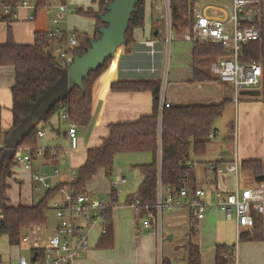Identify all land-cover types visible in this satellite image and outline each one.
I'll use <instances>...</instances> for the list:
<instances>
[{
  "label": "crops",
  "instance_id": "obj_1",
  "mask_svg": "<svg viewBox=\"0 0 264 264\" xmlns=\"http://www.w3.org/2000/svg\"><path fill=\"white\" fill-rule=\"evenodd\" d=\"M65 3L70 8V0H65ZM57 4L58 2L48 3L45 0V5L37 11L34 6L28 4L27 7H17L15 17L12 14L9 19L1 16L0 45L7 41L8 30L11 32L14 43L19 45L33 44L35 32H47L53 29L52 18L60 3ZM80 5L76 7H80ZM153 5L154 3L151 1L150 13L145 9L143 27L133 30V43L129 46H120L106 70L94 81L91 94V120L86 128L77 129V147L69 149V142L64 135L66 122L59 114L52 113L37 125L38 129L43 132L42 136L38 138V147L56 149L57 155L49 159L34 158L30 170L24 169L16 163L12 168V176L7 180L9 185L6 193L8 204L27 207L36 204L45 196L47 189L32 180V173L42 170L52 173L54 169H58L62 177L51 176L48 179L50 184L57 185L65 180V175L70 169L77 170L85 162L89 148L99 146L103 139L108 136V125L132 122L152 113L153 95L151 91L116 92L109 89L111 82L124 80L160 81V99L163 98V102L172 106H205L224 103L220 116L225 114V120L230 125L231 133L225 131V126L222 123H218L220 128H217L214 126L216 118L209 133V135L212 133L213 136L208 135V143L204 150L196 154L192 148L190 152V160L193 164L190 184L191 187L204 190L207 203L204 217L196 221L197 235L192 239L198 246L200 263L216 264V247L225 245L231 248L229 252L232 256L235 255L236 264H264V217H262L263 224L259 233L260 237L256 240L241 241L238 239L239 234L250 230L251 227L238 228L235 218H226L224 212L215 205L218 198L233 191L236 187L251 188L260 182L257 179L258 176L241 169L239 165L242 161L254 160L262 161L264 165V75L260 84L241 89L237 99H235L232 87L219 82L217 75L211 71L212 62L220 57V55H215L208 58L207 64L197 66L202 70L204 76H209L212 79L192 80L194 77L193 43L186 40L184 36L191 25V15L195 3L188 15L187 26L181 28L177 33L172 32L175 34L174 39L172 37L173 42L170 41L169 43L164 41L165 32L159 24V22L161 23L160 16L154 18L153 11H157L159 8L154 10ZM48 9L50 12H47ZM97 9L95 8L94 11ZM70 17L71 11L66 17L64 27L69 25ZM94 29L95 24L90 28L88 34L81 28L76 30L93 36ZM155 30H157V34H154ZM180 33L182 34L180 35ZM151 39L157 40L152 48L144 43ZM258 43L260 46L259 61H261L264 52L262 44ZM151 49L155 52L151 53ZM171 52L172 59L168 56V53ZM161 58L164 64L166 60V68L163 71ZM169 58L171 59L170 62ZM14 82L13 66L0 65V146L12 127L11 87ZM159 104L161 105V100H159ZM159 137L160 132L158 140ZM157 160L160 165L159 155ZM234 160L238 162L237 174L231 172L218 174L207 167L210 163L224 166ZM149 162L150 160L148 161L146 157L130 162L132 163L131 167L135 168L139 174L138 183L135 181L132 186L126 187L129 184L126 175L133 176L135 174L131 169H126L127 166L125 167L118 162L116 165H121L124 172L120 170L119 173L118 167H115L114 163L111 175L107 176L105 171L100 169L86 183L84 192L90 193L92 196L95 195V197L97 195L110 199L112 189L115 188L119 201L120 189L125 187L126 196L133 195L131 193L138 190L142 180L139 165ZM118 177H124L126 182L115 187L113 181H116ZM13 186L17 190L15 196L11 193ZM41 189L44 190V195L36 197L34 191ZM161 189L162 193L166 192L162 185ZM57 197L58 194H55L52 200L57 199ZM52 202H49V207L55 214ZM158 218L157 230L154 229L153 231L142 226V218L131 204L125 201L114 206L110 213V222L106 225V227L110 226L111 231L107 237L108 240L100 233L99 227L94 228L97 229V237L94 239L89 237V250L82 257L74 260L72 264H161L163 259L169 260L171 264H187L185 246L190 242L193 220L189 210L186 207L164 209ZM55 219L54 227L58 222L56 216ZM47 224L45 214L44 221L35 224L39 226L35 235L37 234L40 238L44 237ZM28 227L24 229L21 235L27 231ZM21 245H25L24 248L29 254L28 243L10 245V253L8 255L0 254V262L2 264H14L20 256H27L20 254Z\"/></svg>",
  "mask_w": 264,
  "mask_h": 264
},
{
  "label": "trees",
  "instance_id": "obj_2",
  "mask_svg": "<svg viewBox=\"0 0 264 264\" xmlns=\"http://www.w3.org/2000/svg\"><path fill=\"white\" fill-rule=\"evenodd\" d=\"M10 11L2 15V18L9 19L16 5L21 0H4ZM94 1V0H92ZM155 3V0H152ZM196 0H169L171 12L172 32L177 33L181 28L187 26L188 15L192 10ZM65 3V0H61ZM45 5V0H37L34 8L37 11ZM106 3L99 0L97 11L88 8L76 9L78 14L90 15L95 24L93 36H88L77 31L78 45L73 49L74 54L81 55L90 45V40L99 36L98 28L102 25L99 15L103 13ZM154 6V5H153ZM145 0H138L135 11L129 21L125 33V44L129 46L133 43V30L141 28L145 20ZM51 40L47 37V32H35L33 44L14 43L11 32L8 30L7 41L0 45V65H11L14 68L15 82L11 87L12 94V127L6 134L3 144L0 146V237L6 236L10 245H18L21 242L22 233L28 226L40 224L45 219V212L50 209L49 202L57 194L58 187L62 182L53 185L50 190H46L45 196L32 206L8 204L7 190L9 188L8 178L12 176V168L16 162L14 153H5L6 139L22 120L30 113L32 105L43 93L44 89L53 86L61 76L63 67L56 61L52 52L47 54ZM260 46L257 41L247 43L243 48L242 61H259ZM226 50L218 44L193 43L192 80H211L209 76H204L197 66L207 64L208 58L215 55H224ZM112 58L107 59L98 69L91 71L88 77L83 80V88L75 86L69 94L62 98L52 108L47 117L52 113L66 112L70 121L78 128H86L91 120V94L92 86L97 77L106 70ZM112 91H151L153 95L152 113L140 117L132 122H119L108 125L109 134L102 143L93 148H89L86 153L85 162L76 170V179L72 182V187L77 193H83L86 183L100 170L111 175L114 157L123 152H148L152 160L147 164L139 165L142 180L135 194L129 195L126 202L131 204L134 198H138L140 205L136 207L138 215L143 217V207L146 204L153 205L157 197V185L160 183L163 188H170L177 191L180 187L187 185L190 188V178L192 174V163L190 152L192 148L196 154L201 153L208 143V135L212 130V123L218 118L224 108V103L216 105H189V106H162L160 100V81L153 80H130L115 81L109 84ZM46 117V118H47ZM38 126L36 125L23 138L18 145L29 147L31 151L38 148ZM160 137L158 140V134ZM65 137L66 134L64 133ZM78 136V134H77ZM160 149V151H159ZM44 158L49 159L57 155L54 149L50 154V149L45 148ZM160 156V165L157 156ZM191 163V164H190ZM241 169L250 171L254 176L263 175V163L259 160L240 162ZM110 208L104 215L106 225L110 222V213L114 206L118 205L115 189H112L110 197ZM254 222L250 230L239 234V240L248 241L258 239L262 228L263 219L261 215L253 213ZM196 221L192 220L190 242L185 246L187 253V264H201L200 253L196 243L192 241L196 237ZM110 226H107V237L111 234ZM231 248L225 245L216 247V264H228L231 258H226ZM231 251V250H230ZM161 264H171L169 260L163 259Z\"/></svg>",
  "mask_w": 264,
  "mask_h": 264
},
{
  "label": "built area",
  "instance_id": "obj_3",
  "mask_svg": "<svg viewBox=\"0 0 264 264\" xmlns=\"http://www.w3.org/2000/svg\"><path fill=\"white\" fill-rule=\"evenodd\" d=\"M158 0H155L154 10L158 9ZM164 13L160 15L167 43L172 41V25L169 0H163ZM27 3L21 0L19 6L27 7ZM15 9L12 15L15 17ZM10 11L4 0H0V17ZM71 9L66 3H60L52 18L53 29L47 31V37L51 40L47 50L52 52L56 61L63 67L72 62L73 49L78 45L77 30L64 27L66 17ZM47 12H50L48 9ZM191 25L184 38L192 43H212L221 45L226 54L212 62L211 71L218 77V81L232 87L237 99L241 89L254 87L261 83L264 75V53L261 61H242L244 46L251 42H260L264 52V0H196L191 15ZM156 39L144 43L153 47ZM155 50L151 49V53ZM162 106L169 103L163 102ZM60 117L66 122V138L69 149H75L78 145L77 128L70 121L66 112H60ZM42 131H38L41 137ZM209 136H213L211 133ZM45 148L38 147L31 151L29 147H17L14 150V160L24 169H31L34 158H44ZM50 154L53 151L50 150ZM208 169L218 174L231 172L237 174L238 162L236 160L224 166L214 163L208 164ZM51 176L62 177L58 169L52 173L46 170L32 173V180L37 184L50 190L54 186L50 184ZM76 179L74 169H70L65 175V180L58 187V197L52 202L57 225L52 228L44 240L36 233L39 226L28 227L22 235L21 241L29 244V254L20 256L14 264H72V262L84 255L89 250V232L100 228V233L107 231L104 215L110 208L111 201L96 199L90 193H77L72 187ZM126 182L124 177H118L113 181L117 187ZM163 187V186H162ZM115 189V188H114ZM156 202L153 205L146 204L143 207L142 226L147 229L157 230L158 216L164 209L186 207L194 220L204 217L207 206L205 192L201 188H190L187 185L180 187L177 191L170 188L162 193L161 184L158 183ZM161 190V191H160ZM140 205L138 198H134L131 206L136 208ZM215 205L221 209L226 218H235L239 227H250L254 222L253 213L264 217V178L255 187L239 188L226 193L216 200ZM36 254V255H35ZM234 254H226L231 258L228 264H236ZM0 264H2L0 262Z\"/></svg>",
  "mask_w": 264,
  "mask_h": 264
},
{
  "label": "water",
  "instance_id": "obj_4",
  "mask_svg": "<svg viewBox=\"0 0 264 264\" xmlns=\"http://www.w3.org/2000/svg\"><path fill=\"white\" fill-rule=\"evenodd\" d=\"M106 5L99 15L102 25L99 36L90 40V45L81 55H74L67 68L53 86L44 89L25 117L6 139L5 153H14L23 138L33 127L45 120L49 111L75 87L83 88V80L91 71L98 69L107 59L112 58L117 49L125 44V33L135 11L138 0H103ZM157 34V30L154 31ZM50 54V51H46ZM263 175L257 177L262 181ZM36 255V254H35Z\"/></svg>",
  "mask_w": 264,
  "mask_h": 264
},
{
  "label": "rangeland",
  "instance_id": "obj_5",
  "mask_svg": "<svg viewBox=\"0 0 264 264\" xmlns=\"http://www.w3.org/2000/svg\"><path fill=\"white\" fill-rule=\"evenodd\" d=\"M27 3L31 6H35L36 4V0H26ZM151 1L152 0H145V5H146V9H147V12L150 13V10H151ZM159 3H158V7L159 9L157 11H153L154 13V18H156L157 16H160L161 14L164 13V5H163V0H158ZM48 3H61V0H47ZM98 2L99 0H70V9H71V21L70 23L68 22V26L72 27V28H75V29H78V28H81L85 31L86 34H88L90 31V28L92 26H94V20L93 18L88 15V14H78L76 12V9L77 8H82L84 11H86L89 7L93 9L97 8L98 7ZM153 2V1H152ZM57 4V5H58ZM80 5V7H76L77 5ZM160 26L163 27V24H162V21L161 23L159 22ZM184 31V30H183ZM183 31H181L183 33ZM180 33V35L182 34ZM174 35L175 34H172V37L174 39ZM173 42V41H172ZM168 56L171 57V59L173 58V55H172V52L171 53H168ZM171 59L169 58V62L171 61ZM161 63H162V71L164 70L165 67V64H166V60H165V64H164V61L162 62V58H161ZM170 64V63H169ZM222 123L223 126H225V131L226 132H230V125H228L229 123H227V121L225 120V114H222V116H220L219 118H217L214 122V126L217 127V128H220L219 127V124ZM144 157H146L148 159V161L152 160V157L149 153H131V152H123V153H119L115 156L114 158V165L115 167L117 166L118 167V170H119V173L121 171H123V167L121 165H116L118 162H120L123 166H127L126 169H131V171H133V173L135 175L133 176H127L126 175V178L128 180V185H126V187L128 186H132L135 181L138 183L139 181V174L137 172V170L133 167H131V164L130 163L131 161H134L135 159H143ZM121 170V171H120ZM124 172V171H123ZM241 173V172H240ZM75 174H76V170H75ZM240 179H241V174H240ZM120 196H119V201L118 203L119 204H122L126 201V190H125V187H123L122 189H120ZM35 193V196L36 197H42L44 195V190H38V191H34ZM11 193H13V195L15 196L17 194V190L15 188V186H13V190H11ZM136 191H134L133 193L131 194H135ZM94 198L96 199H104L105 201H108V197H100V196H97L95 197V195H93ZM125 200V201H124ZM121 201H124V202H121ZM46 218H47V221H48V226H47V229H46V234L44 235V237H42L40 240H44L46 238L47 235H49L52 231V228H54V225L56 224V219H55V214L53 212V210L51 209H48L46 212ZM96 230L97 229H94L90 232V235L89 237H91L92 239L96 238L97 237V234H96ZM27 245V244H25ZM25 245H21L20 247V254L21 255H28L27 251L25 250ZM10 245L8 243V240L6 238V236H1L0 237V254H3V255H8V253H10L11 249H10Z\"/></svg>",
  "mask_w": 264,
  "mask_h": 264
}]
</instances>
